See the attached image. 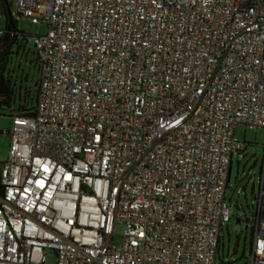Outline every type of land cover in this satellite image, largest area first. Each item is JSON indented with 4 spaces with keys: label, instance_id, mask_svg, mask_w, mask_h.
<instances>
[{
    "label": "built area",
    "instance_id": "built-area-1",
    "mask_svg": "<svg viewBox=\"0 0 264 264\" xmlns=\"http://www.w3.org/2000/svg\"><path fill=\"white\" fill-rule=\"evenodd\" d=\"M10 2L44 33L34 106L10 100L0 264H215L234 130H264V0ZM251 197L264 264V153Z\"/></svg>",
    "mask_w": 264,
    "mask_h": 264
},
{
    "label": "rangeland",
    "instance_id": "rangeland-1",
    "mask_svg": "<svg viewBox=\"0 0 264 264\" xmlns=\"http://www.w3.org/2000/svg\"><path fill=\"white\" fill-rule=\"evenodd\" d=\"M13 6L10 7V11ZM4 28V18L1 11L0 1V30ZM17 29L21 32L17 44L13 47L12 55L7 63L4 76L9 79L15 91V108L24 104L32 108L31 102L35 91V83L38 80L37 67L35 62H29L33 57V45L25 39L26 34H42L43 27H37L25 19L17 22ZM27 55V57H25ZM9 74V78H8ZM19 97V98H18ZM0 163L7 158L9 148V136L7 132L11 129V118L13 114L11 107L0 110ZM235 137L248 143L244 152L231 158L229 179L225 190L226 205L231 210L230 221L227 228L220 232V249L215 264H244L250 245V224L247 221L252 215L253 199L251 197L252 182L257 181L263 158L264 130L244 129L238 126L234 130ZM239 229L233 230L236 220ZM247 228H245V225ZM121 232L114 235L113 242L116 246L120 244ZM221 261V262H220ZM49 264L52 260L49 259Z\"/></svg>",
    "mask_w": 264,
    "mask_h": 264
},
{
    "label": "trees",
    "instance_id": "trees-1",
    "mask_svg": "<svg viewBox=\"0 0 264 264\" xmlns=\"http://www.w3.org/2000/svg\"><path fill=\"white\" fill-rule=\"evenodd\" d=\"M10 5V0H1L4 28L0 30V110L10 107V100L14 89L9 79L4 76V71L9 62L13 47L17 44V39L21 34L17 29V22L11 17Z\"/></svg>",
    "mask_w": 264,
    "mask_h": 264
},
{
    "label": "water",
    "instance_id": "water-1",
    "mask_svg": "<svg viewBox=\"0 0 264 264\" xmlns=\"http://www.w3.org/2000/svg\"><path fill=\"white\" fill-rule=\"evenodd\" d=\"M239 226H238V220H236V223L233 225V230H238Z\"/></svg>",
    "mask_w": 264,
    "mask_h": 264
}]
</instances>
